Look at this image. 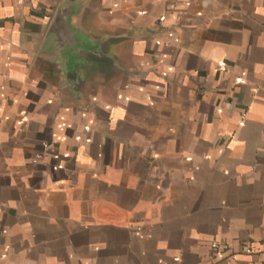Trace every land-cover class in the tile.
I'll return each mask as SVG.
<instances>
[{
    "label": "crops",
    "instance_id": "obj_1",
    "mask_svg": "<svg viewBox=\"0 0 264 264\" xmlns=\"http://www.w3.org/2000/svg\"><path fill=\"white\" fill-rule=\"evenodd\" d=\"M0 264H264V0H0Z\"/></svg>",
    "mask_w": 264,
    "mask_h": 264
},
{
    "label": "rangeland",
    "instance_id": "obj_2",
    "mask_svg": "<svg viewBox=\"0 0 264 264\" xmlns=\"http://www.w3.org/2000/svg\"><path fill=\"white\" fill-rule=\"evenodd\" d=\"M212 251L214 252V254H216L217 256H219V258H224V246H222L219 243H216L212 246Z\"/></svg>",
    "mask_w": 264,
    "mask_h": 264
}]
</instances>
